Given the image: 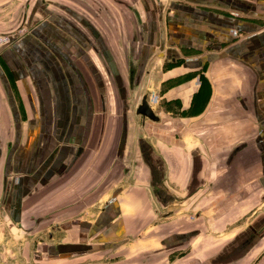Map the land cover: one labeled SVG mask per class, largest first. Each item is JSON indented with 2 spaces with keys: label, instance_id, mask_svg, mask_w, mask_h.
<instances>
[{
  "label": "crops",
  "instance_id": "crops-1",
  "mask_svg": "<svg viewBox=\"0 0 264 264\" xmlns=\"http://www.w3.org/2000/svg\"><path fill=\"white\" fill-rule=\"evenodd\" d=\"M0 212L20 264H255L264 0H0Z\"/></svg>",
  "mask_w": 264,
  "mask_h": 264
},
{
  "label": "rangeland",
  "instance_id": "rangeland-1",
  "mask_svg": "<svg viewBox=\"0 0 264 264\" xmlns=\"http://www.w3.org/2000/svg\"><path fill=\"white\" fill-rule=\"evenodd\" d=\"M26 30H23L22 31V33H24ZM21 34V32L18 34V35H20ZM135 96V101H136V105H140L141 103H142V99H143V97H144V95L143 96H141V94H136V95H134ZM133 110H135V108L133 109ZM132 113H133V115L135 116V111H131ZM136 115H138L139 116V118H140V124H139V126H143V122H142V120L144 119V120H148V118H144L142 115H139V114H137L136 113ZM150 120V119H149ZM152 121V120H151ZM152 122H155V121H152ZM143 128H144V126H143ZM128 185H132L131 183L130 184H128ZM0 214H1V212H0ZM174 215H172V217H173ZM0 217H1V215H0ZM0 221H1V219H0ZM157 221H159V220H157ZM264 228V227H263ZM254 231H255V233L257 232V235H260V233H262L263 231L261 230V232L259 233L258 232V230H257V228H255L254 229ZM258 237V236H257ZM256 237V235L253 237V238H251V241H253V242H256L257 240H258V238ZM262 237H264V235L262 236ZM234 242V241H233ZM9 245H10V247H9ZM14 251V248L13 247H11V244L9 243V237L6 235V234H4V233H1V231H0V264H20V262H16V260H15V256L13 255L12 257H11V255L14 253L13 252ZM243 252V251H242ZM263 252V253H262ZM262 253V254H261ZM261 254V255H260ZM235 256H233V253H231L230 254V256H226V258H224L223 260H221L220 262H217L216 260H215V263L217 264H221V263H226V262H229L231 259H233ZM257 257V259H256V262H255V264H264V248H262L261 249V252L256 256ZM232 261V260H231ZM254 262H253V259H252V262H250L249 263V261L247 262V263H241V264H253ZM228 264H240L238 261H237V257H236V262L235 261H232L231 263H228Z\"/></svg>",
  "mask_w": 264,
  "mask_h": 264
},
{
  "label": "water",
  "instance_id": "water-1",
  "mask_svg": "<svg viewBox=\"0 0 264 264\" xmlns=\"http://www.w3.org/2000/svg\"><path fill=\"white\" fill-rule=\"evenodd\" d=\"M137 114L142 115L144 118H148L152 121L158 122L160 119L155 114L152 106L149 103V96L145 95L142 99V103L137 108Z\"/></svg>",
  "mask_w": 264,
  "mask_h": 264
},
{
  "label": "flooded vegetation",
  "instance_id": "flooded-vegetation-1",
  "mask_svg": "<svg viewBox=\"0 0 264 264\" xmlns=\"http://www.w3.org/2000/svg\"><path fill=\"white\" fill-rule=\"evenodd\" d=\"M261 220L264 221V217L260 218V221ZM258 223H259V220H258ZM250 242H251L250 239H244V240L239 241L232 249H230L228 254H230V252H233V251L236 252L238 249L241 251H244L247 247H249ZM233 259H235V257Z\"/></svg>",
  "mask_w": 264,
  "mask_h": 264
}]
</instances>
